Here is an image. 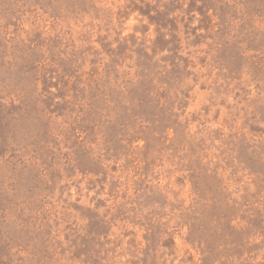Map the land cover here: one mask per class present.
<instances>
[{
  "label": "rangeland",
  "instance_id": "374dc122",
  "mask_svg": "<svg viewBox=\"0 0 264 264\" xmlns=\"http://www.w3.org/2000/svg\"><path fill=\"white\" fill-rule=\"evenodd\" d=\"M0 264H264V0H0Z\"/></svg>",
  "mask_w": 264,
  "mask_h": 264
}]
</instances>
